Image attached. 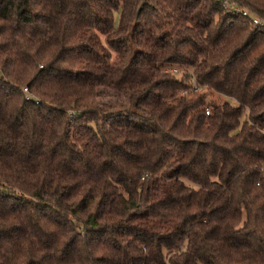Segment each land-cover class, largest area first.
<instances>
[{
	"label": "trees",
	"instance_id": "16d2710c",
	"mask_svg": "<svg viewBox=\"0 0 264 264\" xmlns=\"http://www.w3.org/2000/svg\"><path fill=\"white\" fill-rule=\"evenodd\" d=\"M223 1L0 0V264H264V28Z\"/></svg>",
	"mask_w": 264,
	"mask_h": 264
},
{
	"label": "built area",
	"instance_id": "2783aa9c",
	"mask_svg": "<svg viewBox=\"0 0 264 264\" xmlns=\"http://www.w3.org/2000/svg\"><path fill=\"white\" fill-rule=\"evenodd\" d=\"M222 7L228 13L241 14L243 17L250 18V20L254 26L264 28V20L256 17L255 15L250 13L248 10L240 8L235 3H232L229 0H224L222 2ZM166 72H170L174 75H177V73H178L176 69H167ZM200 90H201L200 87L196 86L194 83L192 84V87L190 88L191 93H197ZM25 92H27V90H25ZM188 93H189V91H184V92H182V95L187 96ZM206 115H209L208 110H206ZM262 132L264 133V129H262Z\"/></svg>",
	"mask_w": 264,
	"mask_h": 264
},
{
	"label": "rangeland",
	"instance_id": "374dc122",
	"mask_svg": "<svg viewBox=\"0 0 264 264\" xmlns=\"http://www.w3.org/2000/svg\"><path fill=\"white\" fill-rule=\"evenodd\" d=\"M212 100H222V98L218 95H210L208 97V101H212Z\"/></svg>",
	"mask_w": 264,
	"mask_h": 264
}]
</instances>
